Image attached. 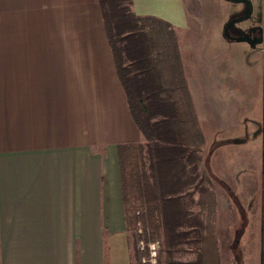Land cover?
Here are the masks:
<instances>
[{
	"label": "crops",
	"instance_id": "1",
	"mask_svg": "<svg viewBox=\"0 0 264 264\" xmlns=\"http://www.w3.org/2000/svg\"><path fill=\"white\" fill-rule=\"evenodd\" d=\"M247 1L252 12L245 29L237 25L236 41L249 48L240 51L242 66L236 56L232 60L238 75L245 72L247 91L241 90L256 110L243 121L239 113H228L233 125L223 140L212 105L217 82L206 71L215 66L203 60L198 45L205 23L216 17L225 26L245 14L247 3L133 0L138 15L163 18L175 28L205 137L199 168L207 173L209 136L216 150L233 141H261L264 148V112L256 114L264 111V0ZM215 10L222 13L212 17ZM247 28H256L254 37ZM247 35L249 40L237 38ZM223 37L231 40L224 28ZM138 142L144 137L118 74L99 0H0V264H133L119 146ZM249 162L242 173L253 170ZM236 206L241 227L247 224L244 238L251 221L243 204ZM262 218L264 264V199Z\"/></svg>",
	"mask_w": 264,
	"mask_h": 264
},
{
	"label": "trees",
	"instance_id": "2",
	"mask_svg": "<svg viewBox=\"0 0 264 264\" xmlns=\"http://www.w3.org/2000/svg\"><path fill=\"white\" fill-rule=\"evenodd\" d=\"M99 3L132 116L144 137V142L119 146L130 248L134 236L137 246L160 242L156 264H220L205 199V184H211L199 171L205 137L175 28L163 18L138 15L133 0ZM138 229L149 230L148 241L138 238ZM190 250L196 258L183 260Z\"/></svg>",
	"mask_w": 264,
	"mask_h": 264
},
{
	"label": "rangeland",
	"instance_id": "3",
	"mask_svg": "<svg viewBox=\"0 0 264 264\" xmlns=\"http://www.w3.org/2000/svg\"><path fill=\"white\" fill-rule=\"evenodd\" d=\"M226 9L227 8L225 6V11H223L224 14L226 13ZM219 12L222 13V11H212L211 16L213 17ZM236 17H238V15L232 16L230 20H233ZM245 20L237 23L238 25L242 23L243 25L241 27L243 29H245L246 25ZM228 22H226L225 26H223L221 22H219L218 18L215 17L214 22L210 24L203 23L204 27L201 34H204V36L201 37V43L198 45V47L201 46L200 50L202 52L203 60H205L208 64L212 63V65L215 66V68L208 67L206 71L207 76H210L208 78L212 80L215 79L217 82V84L213 85V88L216 89H213L216 94L213 95L214 102L212 105L215 107V111L218 112L217 125L219 127L220 123L222 126V132H220L219 136L223 140L227 139L229 135H231L229 133V129L233 125L228 113L231 112L233 115L239 113L240 115H238L237 118L239 121H243L246 114L255 115L254 111L256 110V106L252 107L253 104L245 98V94L242 92L243 90L245 92L247 91L245 72L238 75V73L235 72L237 68L232 60V58L234 59L236 56V58L240 60V66H242L240 51L242 50L244 52V50L249 47L246 43H237L236 39L234 40L236 36L231 38L230 41L223 37V28L225 32ZM237 28V25H232L230 28L231 34H233V32L238 33ZM128 57H130V59L133 58L134 53L131 56L127 55V60L129 59ZM193 59L195 61L197 60V58ZM241 72L243 71H239V73ZM232 85H235L237 90L232 89ZM205 106L206 105L204 104L203 107ZM262 112L264 111H258L256 114H260ZM242 134L244 133L242 132ZM209 137V145L212 146L208 151L207 168L212 175L217 178L210 176L208 174L210 173L209 171L207 173L206 170H202L200 168L199 171L201 170V172H206L207 179L211 184V187L207 183L205 184L207 188V196L205 199L207 203L211 205V207L209 205L207 206V211L208 213H212L211 221L213 222L214 227V237L212 238L211 243L215 244L217 251L221 250L222 254L218 252L223 257L222 260L220 259V264H262L264 176L261 174V171L264 169V160L262 157V154H264L263 144L261 141H253L246 145L236 144L234 141L231 143L223 142L224 147L220 146L221 148H217L216 150L214 149L213 144L215 140L214 136ZM227 142L230 141L227 140ZM252 155L254 156L253 159ZM261 157L262 161H260ZM250 160L254 161V165L252 166L253 170L249 173H242L240 170L246 168L248 163H250ZM244 162L247 166L244 165ZM216 170H218L221 175H219ZM216 192H219L217 194H219L221 203V210L219 213L216 202ZM236 202L243 204L244 210H246L244 212L248 224L251 221L250 227L244 238L242 235L244 230H246L247 224H244L243 228L241 227L243 215H241L240 211L237 210ZM137 227H141L140 223H137ZM238 230V237H236ZM140 232L141 231L138 229V233ZM239 236L240 238H243V253L239 251L240 249L238 247V241L240 239ZM148 237V229L144 230L143 233H140L138 236V238H142L145 241L146 239L148 241ZM235 237L237 243L234 242ZM135 241V237L131 236L133 264H143L142 258L146 255V250L141 249L140 242L137 246ZM181 257L185 261L193 260L196 258V253L190 250Z\"/></svg>",
	"mask_w": 264,
	"mask_h": 264
},
{
	"label": "built area",
	"instance_id": "4",
	"mask_svg": "<svg viewBox=\"0 0 264 264\" xmlns=\"http://www.w3.org/2000/svg\"><path fill=\"white\" fill-rule=\"evenodd\" d=\"M141 249L148 251V254L142 258L143 264H156L158 252L161 248L159 241L151 242L146 244L144 241H140Z\"/></svg>",
	"mask_w": 264,
	"mask_h": 264
},
{
	"label": "water",
	"instance_id": "5",
	"mask_svg": "<svg viewBox=\"0 0 264 264\" xmlns=\"http://www.w3.org/2000/svg\"><path fill=\"white\" fill-rule=\"evenodd\" d=\"M243 1H244L245 3H247L248 9H247V11L245 12V14H244L243 16H241L240 18H235V19H233V20H230V21L227 23L226 28H225V34H226V36H227L228 38H233V37H234V35L231 34V32H230V28H231V26H232L233 24H235L236 22L243 21V20L246 19V18L251 14V12H252V5L250 4V2L247 1V0H243ZM237 38H239V39H243V40H249V39H250L248 35H247V36H242V37H237ZM235 39H236V38H235Z\"/></svg>",
	"mask_w": 264,
	"mask_h": 264
},
{
	"label": "flooded vegetation",
	"instance_id": "6",
	"mask_svg": "<svg viewBox=\"0 0 264 264\" xmlns=\"http://www.w3.org/2000/svg\"><path fill=\"white\" fill-rule=\"evenodd\" d=\"M238 22H236L235 24H233V25H238L237 24ZM250 29H252V28H250ZM255 29L256 28H253L252 30H248V28H247V33H249V35H250V37H254L255 36ZM233 35L234 36H237V33L236 32H233ZM234 38V37H233ZM252 39V38H251Z\"/></svg>",
	"mask_w": 264,
	"mask_h": 264
}]
</instances>
